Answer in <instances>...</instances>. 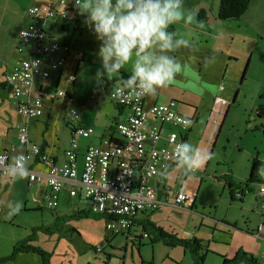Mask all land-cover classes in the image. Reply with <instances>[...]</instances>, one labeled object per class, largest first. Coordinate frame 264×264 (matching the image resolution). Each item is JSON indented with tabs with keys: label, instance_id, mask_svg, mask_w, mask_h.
<instances>
[{
	"label": "crops",
	"instance_id": "0c3cea01",
	"mask_svg": "<svg viewBox=\"0 0 264 264\" xmlns=\"http://www.w3.org/2000/svg\"><path fill=\"white\" fill-rule=\"evenodd\" d=\"M48 1L44 0L41 5L47 4ZM183 8L186 14L193 15L194 23L187 24L182 19L169 26L168 31H174L175 38L188 37L194 48H182L172 54L181 62V70H184L190 61L196 60L197 74L193 79H189L187 76L183 77L180 72L174 80L184 82L187 87L192 84L194 89L188 87V91L176 93L172 85L168 84L159 88L155 95H146L144 102L145 106H149L155 103L163 104L169 100L176 101L175 109L192 121L188 129L182 132L185 136L184 141L198 149L201 158L197 166L189 170L178 167L176 163L169 164L168 168L161 172V177L159 175L151 179L150 184L154 186L158 198L171 204L175 193L185 192L188 200L181 208L165 205L155 211H144L136 215L131 227L118 235L124 239L123 253L126 255L129 248L130 258L133 260L137 256L136 263L131 262V264H193L189 253L185 250H183L181 263L176 262L174 254L169 258V251L174 252L176 248L182 249L181 247L168 246L160 241L150 242L151 236L143 237L145 233L142 231V222L147 220L180 240H198L204 252L205 264H221L222 257L232 258L238 250L251 254L258 261L263 257L264 262V217L261 215L260 202L252 192L258 183H264V161L256 155L251 157L249 164L253 158H256L259 167L255 179L245 185L249 178V167L246 172L237 173L235 167L225 165L223 161L217 160L212 164L209 159L212 151L208 154L216 128L227 114L232 102L228 104L229 99L221 94L220 87L223 88L226 80H231L239 74L244 62H249L252 56L251 45L255 43V27L246 14L248 12L238 20L225 22L217 20L216 0H183ZM63 9V6L55 5L56 11ZM24 16L28 18L29 24L30 18L27 17L26 12ZM81 17L77 12H68L66 18H55L44 24L46 34L52 38H55L56 32H63L60 35L62 38L60 43L66 41L69 50L64 54L65 63L61 70L51 72L48 79L35 78L32 83L31 96L39 98L42 103V115L36 119L27 121L17 114L9 88L4 81V76L13 65L29 57L28 50L20 54L15 51L18 45V32L28 24L24 27L21 25L18 29H13L12 26L7 28L10 35L5 39L11 43V53L16 52L18 55L14 63H11V57H6L4 49L0 47V65L3 66V70L0 69L2 90H0V141L10 161L25 152V148L17 142L18 125L26 124L29 142L40 147L58 167L65 162L64 151L69 148L71 128L78 126L93 129L89 138L75 137L76 181L65 182L58 196V205L55 209H59L55 218H63L76 211H89L90 203L83 197L79 186L86 148L88 145L109 147L114 144L110 141L111 138L116 142L120 141L115 125L130 115L128 109L112 103L109 92L114 86L120 85V74H130L133 61L130 60L119 73H113L110 76L103 74L101 61L96 56L100 41L95 39L91 31H87ZM195 22H203L204 27H197ZM44 61L43 69L47 67L49 59ZM9 65L10 67L6 68ZM246 66L241 75L242 78L246 73ZM98 70L100 75L97 74ZM69 76H72V80ZM196 90H198L197 95L193 93ZM65 95L68 96V101L64 98ZM56 101L59 104L54 108L53 104ZM70 109H74L79 114V120L72 119L69 114ZM257 116L259 117L258 110ZM201 117L204 118L203 128L200 137L195 139V136L191 134ZM58 126L67 128L66 133H61ZM170 129V127H163V132ZM24 165L26 170L47 172V167L34 158L27 160ZM211 172L213 173L209 176L211 182L207 183L215 186L212 198L216 202L212 200L211 195L206 194L207 188L203 190L208 177L205 181L200 177V174L207 176ZM222 176L230 178L228 184H231V187L224 181L216 179ZM158 183L162 188L157 191ZM244 186H247L251 193L244 195L240 200L234 199V194L231 195V192L234 193L233 191ZM0 187H3L2 190L6 192L19 189L22 192L26 191V204L30 197L33 208L48 209L45 203L47 187L43 184L29 183L26 174L2 177ZM235 188L237 189L234 190ZM203 195L209 200L200 203L204 200ZM103 221L105 223L104 218ZM259 226H262L260 231ZM159 244L164 248L158 246ZM223 246L226 248L223 249ZM160 247L165 249L166 255L159 253ZM9 253L4 251L0 253V256L3 257ZM211 254L215 255V258H211ZM29 255L30 253L19 254L18 261L15 260L10 264L15 262L26 264L30 261ZM186 257L188 262L185 263Z\"/></svg>",
	"mask_w": 264,
	"mask_h": 264
},
{
	"label": "built area",
	"instance_id": "2783aa9c",
	"mask_svg": "<svg viewBox=\"0 0 264 264\" xmlns=\"http://www.w3.org/2000/svg\"><path fill=\"white\" fill-rule=\"evenodd\" d=\"M63 6L56 11L55 5ZM74 0H49L47 4L32 5L26 15L30 23L18 32L17 52L24 47L29 57L19 60L4 76L9 88L11 100L16 112L27 121L42 115V103L39 98H32L31 87L35 78L48 79L51 72H58L65 63L64 54L68 46L46 34L44 24L55 18H66L68 12H75ZM49 59L43 69L44 60ZM72 80V76H69ZM120 85L114 86L110 92ZM109 98L118 107L126 108L130 115L122 122L116 123L115 131L120 137L119 144L114 143L102 148L88 145L84 154L79 186L83 197L89 201V212L105 219V231L111 235L123 234L131 227L133 218L144 211H155L161 206L169 205L166 200L158 198L153 185L148 181L158 177L175 164L174 146L183 141L182 132L188 127L180 121L188 119L175 109L176 101L169 100L163 104L145 106V97L123 92V102ZM61 95V94H60ZM68 101V96H64ZM73 120H79V114L70 109ZM163 127L171 129L163 132ZM92 128H71L69 148L64 151L65 162L55 165L54 160L44 154L40 147L29 142L26 124L17 126V142L25 152L12 161L2 149L0 141V178L26 174L29 183L43 184L47 187L45 203L48 209H55L58 196L66 181H76V136L89 138ZM34 158L47 167L46 173L25 169V162ZM249 188L236 192L235 197L247 195ZM260 202L261 215L264 217V183H258L252 191ZM188 200L185 192L172 196L171 206L181 208ZM262 226L258 227L260 231ZM143 237L149 238L146 234Z\"/></svg>",
	"mask_w": 264,
	"mask_h": 264
},
{
	"label": "rangeland",
	"instance_id": "374dc122",
	"mask_svg": "<svg viewBox=\"0 0 264 264\" xmlns=\"http://www.w3.org/2000/svg\"><path fill=\"white\" fill-rule=\"evenodd\" d=\"M216 1L219 2V0ZM43 2L44 0H0V47L4 49L6 57H11V63L15 62L18 55L16 54L17 50L14 51L15 53H11V43L5 39L10 35L7 28L12 26L13 29H18L21 25H23L22 27L27 25L29 20L24 16L26 9L32 5H41ZM247 12L246 14L255 27V43L251 45L252 56L249 62H244L237 76L226 80L223 88L220 87L221 94L229 99L228 104L232 102L227 114L216 128L208 151V154L212 151L209 156L212 164L217 160L218 162L223 161L225 165L235 167L237 173L246 172L248 167L250 171L249 165L251 164L249 163L254 155L264 161V114L261 117L257 116L258 108H264V0H251ZM81 18L84 19L83 16ZM87 31L91 30L87 28ZM62 33L56 32L54 35L58 42L62 41L60 38ZM24 50L27 51V48L24 47ZM196 63V60H192L184 70L180 71L183 77L187 76L189 79H193L197 74ZM245 65H247L246 73L242 78ZM8 67L10 65L6 68ZM0 69L3 70L2 65H0ZM170 84L176 93L188 91V87L194 89L192 84L187 87L184 82L177 80H173ZM193 93L197 95L198 90ZM58 104L57 101L54 102V108ZM55 113L57 112L55 111ZM203 119L201 117L191 134L195 136V139L200 137ZM58 128L61 133H66L67 128L65 129L63 126H58ZM210 175L213 173L211 172L207 176L200 174V177L204 181L208 177L203 190L207 188L206 194L211 195L212 198L215 186L212 183H207L211 182L209 181ZM150 182L151 180L148 181V184ZM2 189L3 187H0V253L4 251L11 253L14 244L25 237L32 236V231L35 229V236L29 244L49 253L47 264L136 263V253L133 260L129 256V248L125 255L123 253L124 239L119 236H109L104 230L105 223L103 220H99L100 218L96 220L86 215L76 219L67 218L66 222L55 221L59 208L48 210L43 207L38 210L33 208L30 197L26 204V191L22 192L19 189L14 192L10 190L6 192ZM207 200L209 198L204 196V200L202 202L199 200V202L203 203ZM212 200L216 202L214 198ZM158 246L164 248L161 244ZM225 248L223 246V249ZM158 251L163 256L166 255L165 249L161 248ZM9 254L0 256V258L9 257ZM172 254L176 255L177 263L182 262L183 249L176 248L174 252L169 251V258L172 257ZM29 256H31L29 257L30 261L26 264H43L40 256L31 253ZM210 256L215 258L213 254ZM262 258L259 259V264H264ZM15 260L18 261L16 256L14 259L3 261L0 264H10ZM184 262H188L187 257Z\"/></svg>",
	"mask_w": 264,
	"mask_h": 264
},
{
	"label": "clouds",
	"instance_id": "9594fccd",
	"mask_svg": "<svg viewBox=\"0 0 264 264\" xmlns=\"http://www.w3.org/2000/svg\"><path fill=\"white\" fill-rule=\"evenodd\" d=\"M74 7L84 17V26L100 41L96 56L103 74L119 73L133 61L130 74L126 79L121 77L120 86L110 92L118 102H123L125 90L128 98L155 95L182 69L172 53L194 48L188 37L175 38V32L168 31L182 19L194 23L193 15L183 8V0H74ZM195 23L204 27L203 22ZM180 123L188 127L192 121L182 119ZM173 151L177 166L185 170L197 166L201 158L199 150L184 140L177 142Z\"/></svg>",
	"mask_w": 264,
	"mask_h": 264
},
{
	"label": "trees",
	"instance_id": "16d2710c",
	"mask_svg": "<svg viewBox=\"0 0 264 264\" xmlns=\"http://www.w3.org/2000/svg\"><path fill=\"white\" fill-rule=\"evenodd\" d=\"M250 3H251V0H219L216 18H217V20L222 21V22L238 20L248 11ZM75 12H77V11H75ZM200 14H201V12H200ZM65 44L68 45L66 41H64V45ZM127 76L128 75H126V74H120L119 80H121V77L126 79ZM258 113H259V117H261L264 114V108H262V107L258 108ZM110 141L119 144L118 142L114 141L112 138L110 139ZM250 167L251 168H250V172H249V178H248L245 185H247V183H250L251 181H253L255 179V176H256V173H257V170L259 167V163H258L256 158L252 159ZM160 177H161V175H160ZM216 179L219 181H224L226 184H228L230 178L226 177V176L225 177L222 176V177H216ZM228 185L231 187V184H228ZM246 187L247 186H244L243 188L237 187L238 189L241 188L239 190H236L237 188H235L234 190H236V191H233L234 193L231 192V195L234 194L233 198L236 200H240V198L235 197V194H236V192H238L242 189H246ZM161 188H162L161 184L158 183V186L156 188L157 191ZM250 193L251 192H249L248 194H250ZM86 215L93 217L96 220H97V218H100L99 220H103L102 216L91 214L89 211H76L75 213H73L69 216H66V218L65 217L55 218V221L60 220L62 222H66L67 218H72V219L75 218L76 219V218L85 217ZM142 229H143L142 231L145 234H147V236L152 237V240L150 242L160 241V242H162L168 246L181 247L183 250H185L189 253L191 261L193 264H205L204 259H203L204 252H203V249L200 246L198 240H196V239L180 240V239L176 238L174 235L165 232L160 227H157L156 225H154L153 223H151L147 220L146 221L144 220L142 222ZM34 231H35V229L32 231V236L30 235L28 237L23 238L22 240L17 241L14 244V246L12 247V250H11V253L9 254V257H6L4 259L0 258V263L3 261H10V260L14 259L15 256L17 257V255H19V254L33 253V254H36V255L41 257V259L43 260V264H47L49 253H46V252L42 251L41 249H39L38 247H34L31 244H29L33 241L32 240L33 236H35ZM118 235H121V234H118ZM118 235H113V236H118ZM240 263H243V264H259L257 258H255L251 254H248L242 250H238L232 258L222 257V262H221V264H240Z\"/></svg>",
	"mask_w": 264,
	"mask_h": 264
}]
</instances>
